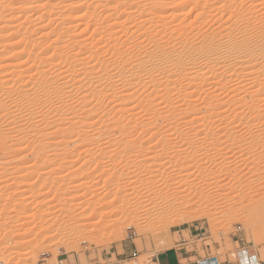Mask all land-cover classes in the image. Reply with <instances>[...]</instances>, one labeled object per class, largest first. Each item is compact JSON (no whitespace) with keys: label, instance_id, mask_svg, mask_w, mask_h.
I'll use <instances>...</instances> for the list:
<instances>
[{"label":"rangeland","instance_id":"rangeland-1","mask_svg":"<svg viewBox=\"0 0 264 264\" xmlns=\"http://www.w3.org/2000/svg\"><path fill=\"white\" fill-rule=\"evenodd\" d=\"M24 1L26 0H0V84L8 85L11 90L19 87V76H29L30 73L34 75L35 72L46 69L51 56L47 54L51 50L44 51L49 41L44 37V33L46 34L52 28H58L59 23L65 22L68 4L75 0H50L46 8L31 11L17 9ZM28 1L34 4L43 0ZM85 1L86 6L80 12L91 11L88 6L92 0ZM212 1L210 0L213 6L210 8L212 13L210 19L216 20L215 23L211 22L210 26L213 28L210 30L215 32V35L213 34L215 36L214 60L218 61L224 57L226 52L221 51L220 47L232 37H235L230 44L232 52L239 56L250 57L253 51L251 47L242 51H236V48L243 37L254 41L259 35H264V0ZM57 3L59 6L56 8ZM179 3L182 4L181 7L187 5V1L184 4L179 0ZM190 6L191 4L184 9ZM144 9L147 7L144 6ZM165 13L163 11L162 16ZM162 16L156 18V24L159 27ZM24 17H28L33 23L38 22V30L30 24L25 25L17 33L12 28L7 29L8 24H16ZM140 19L141 17L135 18L136 22ZM180 19L166 21L168 26L173 27L179 23ZM156 24L150 29L158 28ZM244 30H247V35L244 34ZM252 30H258V34L252 33ZM44 41L47 43L44 44ZM40 43L43 44L40 45ZM256 52L258 56L250 58L246 68L233 64L225 70L223 67H216L217 90L215 93L221 94L222 91L221 97L225 100V105L223 103L220 110L225 111L226 108H231L226 110L227 115H224L228 117L229 124L225 123L222 124L223 127L221 126L220 133L224 131L225 133L217 134L212 138L209 135L210 127L202 130L201 133L199 130L197 131L199 133L195 134L192 129L179 126L177 129L182 131L183 135L180 139L169 142V145H174L176 151L170 152L166 158H156L148 162L140 160L138 163L139 170L147 169L148 165L153 163L150 167L156 169V175L175 173L177 176L180 172L183 176L179 174L177 176L180 177L179 179L183 177V180L187 182H197L200 188L209 186L203 196L204 201L210 198L219 200L214 208L218 216L214 224H210L206 219L194 217V219L181 221L177 225L168 224L159 228V221L153 218L149 229L140 233L130 213L132 212V189H130L132 186L120 192L111 185L112 177L116 178L115 176L121 173L114 172L121 163L128 164L125 176H132V167H130L132 155L123 153L119 150L120 148H117L121 147L122 143H112L111 146L109 144L110 149H106L108 154H114L112 163L114 174L111 177L102 170H93L95 165L93 163V165L90 164L92 166H84L87 162L89 164L94 154L93 156L89 153L78 155L77 145L66 148V150L71 149V153L73 150L72 154L75 156H71V153L70 156H66L70 151L64 155H53L62 152L63 145H56V140L53 138L54 118L51 115L52 109L48 111L50 98L46 96L40 98L42 103L45 102L43 113L41 112L45 115H42L45 122L27 124L25 111L14 113L13 108L20 102L11 95L7 107L0 108V129L4 132L3 143L0 145V241L6 238L0 242V259L7 253L13 241L19 239L18 251L8 264H106V259L116 261V256L120 258L122 255L126 257L122 264H153V254L175 247L184 240L186 244L182 246V250L188 254H192L194 250L202 254L203 249L209 248L212 254L219 253L222 259L227 258L232 264H237L236 251L247 248L251 253H256L264 264V73H256L258 64L264 62V56L261 54L264 52V45L259 46ZM41 62L46 63L47 66H42ZM6 64H8L7 68L3 66ZM228 69L231 71L229 74L226 72ZM244 69L249 74L244 86L239 88L235 86V81ZM224 84L226 87L219 91L218 87ZM2 92L6 94L7 91L2 90ZM3 93H0V99L5 96ZM232 108L240 109L234 110V113ZM235 114L238 115L237 119ZM233 123L236 124L233 125ZM37 129H40L38 131L42 133L40 136L33 135L34 131L37 133ZM205 134L210 137H204ZM39 149L40 157L33 163L32 155ZM112 149L118 150L113 153ZM95 156H98L97 160L101 161L104 155L100 157L101 155L95 154ZM78 168L81 170L79 171ZM186 173H189L190 181L188 177L186 178L188 176V174L185 175ZM196 189L197 195L202 192L199 188ZM109 204L118 208L120 213L117 217L122 218L115 228L112 227L113 230L109 227L112 217L104 218V216L101 222L98 217L93 220L85 219V215L90 213L89 210H102ZM71 209L73 211H70ZM54 211L61 217L65 215L62 218L64 223L59 221L58 226L55 225L49 231L43 220L48 215L47 212L52 216ZM68 212H72L70 216ZM74 215L77 219L73 217ZM82 220V224L85 225L81 224ZM74 221L76 224L80 221V226L77 224V227ZM84 221L87 222L84 223ZM63 225L65 229H62ZM72 226H76L75 231L73 229L74 232L72 231L69 237L68 234H64V230H70ZM115 229H117L116 232ZM189 229L192 231L191 234ZM72 233L74 234L71 235ZM131 252H136L137 256L131 257L129 255ZM167 260L168 258L165 259Z\"/></svg>","mask_w":264,"mask_h":264},{"label":"bare ground","instance_id":"bare-ground-1","mask_svg":"<svg viewBox=\"0 0 264 264\" xmlns=\"http://www.w3.org/2000/svg\"><path fill=\"white\" fill-rule=\"evenodd\" d=\"M181 1L184 4L187 1V5L191 4V6L185 10L184 7L187 5L181 7L179 0H92L88 6L91 11L80 12L86 6V1L70 2L65 22L59 23V27L55 29L49 27L51 30L44 33V37L49 40L48 44L44 41L46 49L48 48V50L44 48V51L52 52L47 54L51 55L50 60L48 59L49 64L40 59L48 64L47 66L46 63L41 62L44 64L42 66H47L46 69H40L41 72L34 71V75L30 73L29 76H19L17 89L11 90L8 85L0 84V93H3L2 90L7 91L0 99V108L7 107L10 96L13 95L20 102L13 111L14 113L25 111L27 124L45 122L43 117L45 115L42 114L45 102L42 103L40 98L43 96L50 98L48 111L52 109L53 117H51L54 118L52 124L54 137H52L55 138L56 145H63L62 152L53 155L67 154L71 149L66 150V148L77 145L78 155L89 153L93 156L94 154L89 164L84 163V166L95 164L93 170H102L111 177L114 174L112 171L114 154H108L106 149L109 144L111 146L112 143H122V146L117 148H120L119 150L123 153L132 155V166L129 165L132 167V176H125L128 164L121 163L114 171L121 173L115 176L116 178L112 177L111 185L117 188L116 191L128 190L132 186L130 188L132 189V212L130 213L140 233L149 229L153 218L159 221V223L157 221L159 228L168 224L177 225L181 221L194 219V217L206 219L210 224L216 222L218 216L214 208L218 204V199L210 198L204 201L203 197L209 186L200 188V184L190 181L189 173L185 175L188 174L186 178L188 177L190 182L183 180L180 172L178 173L182 175L181 179L177 177L179 174L176 176L175 173L156 175V169L150 167L153 163L148 165L149 168L139 170L138 163L140 160L148 162L156 158H166L170 152L176 151L174 145H169V142L180 139L183 135V132L177 129L179 126L192 129L195 134L199 133L197 132L199 130L201 133L202 130L210 127L209 135L212 138L217 134L225 133V131L220 133L221 126L223 127L225 123L229 124L228 117L224 115H227L225 113L231 108H226V112L220 110V106L223 103L225 105V100L221 97L222 91L221 94L215 93L217 90L216 67H223L225 70L233 64L246 68L250 58L258 56L256 52L258 47L264 45L263 34L254 41L243 37L236 51L246 50L249 47L253 51L251 55L249 54L250 57L239 56L230 49V44L235 37L228 38L220 47L226 54L222 59L214 60L215 32H212L213 28L210 27L211 22H216L215 19L213 21L210 19L212 18L210 8L213 7L210 3L213 1ZM49 3L50 0L34 4L26 0L17 9L31 11L46 8ZM58 6L57 3L55 7ZM144 6L147 9H144ZM163 11L166 13L162 16ZM158 16H162L160 27L156 24ZM137 17L141 19L136 22ZM179 18L181 19L176 26H168L167 19ZM29 24L36 27L35 29L39 28L38 22L33 23L28 17H24L16 24H8L7 29L12 28L17 33ZM146 24L147 27H145ZM155 24L158 28L150 29ZM13 32L16 35L15 31ZM243 32L247 35V30ZM251 32L258 34V30ZM26 34L29 35L27 32ZM4 46L7 47V45ZM261 54L264 56V52ZM226 72L231 73L229 69ZM256 73H264V62L258 64ZM248 74L249 72L244 69L236 79L235 86L243 87ZM224 86L225 84L220 85L218 90L224 89ZM3 107L1 109H4ZM237 109L240 108H232L233 111ZM235 117L237 119L238 115L235 114ZM38 130L40 129H37V133L34 131L33 135L40 136L42 133ZM2 131L0 129V145L4 138ZM208 136L205 134L204 137ZM112 150L116 153L118 149ZM40 153L39 149L32 155L33 163L38 161ZM70 153L71 151L66 156H70ZM72 153L71 156H75ZM95 154L101 155L100 157L104 155V158L102 157L101 161L97 160L98 156ZM196 188L202 191L198 195L195 192ZM112 192L115 193V191ZM89 211L90 213H84L87 220L98 217L101 222L104 216V218L112 217V223L109 221L111 228H115L122 219L120 216L117 217L120 212L118 213V208L112 204L105 206L102 210ZM76 213L78 215V212ZM47 214L43 221L48 230L55 225L58 226L59 221L64 223L62 218L65 215L61 217L55 211L52 216L48 212ZM77 224L80 226V221ZM75 227L67 229L68 231L64 230V234L69 236ZM118 230L120 231L119 228ZM3 239L0 242H3ZM19 246L20 240L15 239L7 253L0 259V264H8L12 261Z\"/></svg>","mask_w":264,"mask_h":264},{"label":"crops","instance_id":"crops-1","mask_svg":"<svg viewBox=\"0 0 264 264\" xmlns=\"http://www.w3.org/2000/svg\"><path fill=\"white\" fill-rule=\"evenodd\" d=\"M188 231L189 234H191V229H189ZM181 242L183 243H178L177 245H175V247L168 248L166 250H162L153 254V264H182L184 262L211 257H215L219 264H232L227 258L222 259V256L219 253L212 254L209 248L203 249L202 254L198 250H194L192 254H188L186 251L182 250V246H184L186 243L184 242V240H182ZM131 253L129 255H131ZM124 258L126 257L123 255L120 258L119 256H116V261H111L110 258H108L106 259V264H122V262L126 260ZM166 258H168L167 261H165ZM162 260H164V262Z\"/></svg>","mask_w":264,"mask_h":264},{"label":"built area","instance_id":"built-area-1","mask_svg":"<svg viewBox=\"0 0 264 264\" xmlns=\"http://www.w3.org/2000/svg\"><path fill=\"white\" fill-rule=\"evenodd\" d=\"M131 257H136L137 253L132 252ZM237 264H262V261L258 258L256 253H251L247 248H241L235 253ZM182 264H219L215 257L201 258L190 262H184Z\"/></svg>","mask_w":264,"mask_h":264}]
</instances>
